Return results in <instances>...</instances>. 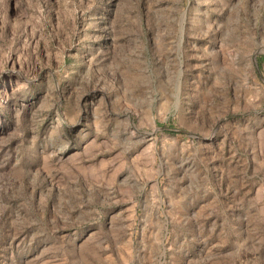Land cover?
<instances>
[{"label":"rangeland","instance_id":"rangeland-1","mask_svg":"<svg viewBox=\"0 0 264 264\" xmlns=\"http://www.w3.org/2000/svg\"><path fill=\"white\" fill-rule=\"evenodd\" d=\"M0 264H264V0H0Z\"/></svg>","mask_w":264,"mask_h":264}]
</instances>
